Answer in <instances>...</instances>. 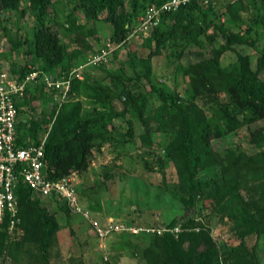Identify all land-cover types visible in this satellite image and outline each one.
I'll use <instances>...</instances> for the list:
<instances>
[{
    "label": "trees",
    "instance_id": "trees-1",
    "mask_svg": "<svg viewBox=\"0 0 264 264\" xmlns=\"http://www.w3.org/2000/svg\"><path fill=\"white\" fill-rule=\"evenodd\" d=\"M72 1L75 5L67 22L59 23L52 17L58 12V3L53 0H0V32L7 35L13 32L8 25L9 14L17 16L19 34L12 40V50L23 54L27 61L13 64V71L21 78L32 70L30 64H38V69L45 74L60 78H68L75 67L80 51L68 49V44L62 42L59 33L53 29V23L65 29L71 42L79 43L82 36L96 34L97 29L92 23L106 13L103 19L113 27L111 40L128 43L137 35L130 36L148 7L168 0ZM246 1L227 0L221 6V0L208 3L192 0L174 11L163 12L148 35L138 33L151 48L149 56L138 57L134 52L127 62L130 73L124 67L107 69V62L89 65L104 68L111 83L98 80L92 85L86 71L83 78L75 74L68 101L61 105L57 115V107L51 114L54 120L46 140L45 157L55 170L52 177L88 170L96 140H100V144L107 141L106 131L94 128L100 121L124 118L133 111L144 126L140 135L144 145L152 146L159 132L170 135L164 154L176 168L178 184L169 191L183 204L185 213L166 226L154 227H166L162 232H113L122 237L121 248L129 245L130 239L146 240L141 255L147 264H261L257 245L250 248L247 238L252 235L258 240L264 238V125L249 130L250 142L260 149L255 154L232 148L221 153L212 146V139L236 132L247 123L264 120V79L260 77L264 71V47L258 48L259 42L264 40V6L261 8V4L253 1L255 5L259 4L253 12ZM29 13L35 18V24L30 28L22 24V19ZM78 15L82 20L86 19L85 22L78 23ZM243 23L247 24L246 29L241 28ZM218 34L225 39L221 48L236 52L237 61L224 66L220 48L215 49L210 58L204 57V52H193L203 58L183 63L184 51L190 45L205 48L214 43ZM235 44H247L261 50L256 68H253L251 54L241 53ZM168 46L170 53L166 57L175 64L177 74L188 80L186 95L160 87L153 79L152 57L164 55ZM144 80L150 83L149 91L142 87ZM133 82L140 92L132 90ZM32 85L38 96H46L43 81ZM32 85L27 88V95L34 91ZM86 86L92 91L89 96L107 109H95L92 115H83V102L73 98L81 95ZM151 98L157 103L147 110V101ZM116 99L124 104L123 110L115 109ZM29 101L26 97L19 101V114ZM40 123L33 117L27 122L20 121L17 125L19 143L26 144L27 138L39 142L43 129ZM129 123L126 134L132 138L135 136L133 123ZM159 159L164 162L162 156ZM16 194L19 200L16 228L23 229L24 233L21 241H11L6 220L0 229V255L8 251L17 260L22 245L31 243L39 247L41 260L50 264L48 251L60 229L59 222L47 212L43 200L34 198L24 183L18 185ZM207 200L211 201L212 215L228 218L234 223L239 244L223 246L212 234L210 224L198 217L195 208L202 201V208L206 209L204 202ZM64 204L63 209L69 214L70 209ZM177 226L181 227L178 233L174 231ZM78 264L86 263L80 261ZM105 264L112 263L106 261Z\"/></svg>",
    "mask_w": 264,
    "mask_h": 264
},
{
    "label": "rangeland",
    "instance_id": "rangeland-1",
    "mask_svg": "<svg viewBox=\"0 0 264 264\" xmlns=\"http://www.w3.org/2000/svg\"><path fill=\"white\" fill-rule=\"evenodd\" d=\"M57 2L56 15L53 16L59 23H66L68 15L74 8L72 0H53ZM227 1V0H226ZM226 1H222L223 6ZM253 1L259 4L255 5ZM248 4L254 10L257 7H263V0H247ZM77 15V14H76ZM106 13L101 15V19L93 22L92 26L97 29L96 34L87 37L82 36L79 43L71 42L70 36L66 31L60 28L58 23H53V29L59 33L62 42L68 44V49L78 48L80 53L76 60L75 67L79 78H83V72L86 71L91 76L90 83L96 84L101 80L107 84L111 79L107 76L104 68H93L87 66L90 55L99 47L105 44H111L112 53L107 62V69L116 70L123 68L128 73L131 72L127 62L134 52L138 57L149 56L151 48L147 47L141 35L136 33L135 37L131 35L130 42H116L111 40L113 27L106 23L103 18ZM10 20L8 25L12 29L9 35L0 32V64L7 70L13 71V64H24L27 58L17 51L12 50V40L19 34L17 25V16L9 14ZM77 22H85L81 16H77ZM225 19V16L222 20ZM24 27H32L35 24V18L32 13L27 14L22 19ZM246 23L241 24V28L246 29ZM240 27L236 28L239 30ZM25 30L22 29V32ZM23 32V33H24ZM150 32V31H149ZM148 32V34H149ZM147 34V35H148ZM225 44L223 35L218 34L213 44L209 43L205 48L198 45H190L184 51L183 63L197 62L203 57L196 56L193 52H204V57H213L215 49H220ZM259 49L264 47V40L259 42ZM234 47L243 54H251L253 68H256L257 58L261 55V50L247 44H235ZM221 62L224 66L237 61L238 56L233 50L222 49ZM164 55H154L152 57L153 79L160 87L170 91H178L183 95L187 93L188 80L178 75L176 67L166 56L170 53L169 46L165 48ZM29 67L38 68V64ZM141 68V66H140ZM264 79V71L260 73ZM134 81V80H133ZM144 91H149L150 83L146 80L142 82ZM133 85V86H132ZM132 90L140 92V89L134 87ZM34 91L29 92L26 99L30 100L29 104L22 107L23 112L20 114V121H30L33 117L42 123V135L50 128L53 123L52 112L57 107V101L52 98L58 94L55 90H44L45 97L38 96L35 85H32ZM129 87V89H130ZM91 89L87 86L82 89L81 95H74V100L83 102V115L94 113V110H102V106L97 104L94 98L89 94ZM224 96V95H223ZM71 99V98H70ZM225 99V97H224ZM198 101H200L198 99ZM148 107L154 108L157 103L154 98L147 101ZM201 103V102H200ZM114 106L117 111L124 108V104L116 99ZM108 107L104 108L107 109ZM103 109V110H104ZM243 116V115H242ZM106 121V120H105ZM100 121L95 125L96 131H106L107 141L100 144L96 140L95 146L89 157L90 167L86 172H76V187L78 190L80 204L84 209L89 210L91 216L96 218L103 226L115 219V222L138 226L158 227L166 226L174 218L181 217L185 213L183 204L170 194V189L178 184V175L176 168L171 160L164 154V148L171 140L170 135L157 133L155 142L152 146H146L140 138L144 132V126L135 112L131 111L124 118L117 117L112 120ZM133 123L134 137L128 136L129 123ZM264 125V120L247 123L242 128L233 133H225L219 139H212V146L219 152H224L228 148L236 151H245L248 154H255L260 149L252 144L249 140V130ZM31 138H27L30 140ZM32 140V139H31ZM162 156V163L159 157ZM43 205L47 212L53 214L59 222L60 229L53 238L49 248L50 264H78L84 261L86 264H105L106 261L112 264H147L141 253L143 247L147 244L144 239H130V244L120 246L124 243L120 234L109 233L105 237L96 234V230L81 213H75L70 210L67 214L63 209L64 202L57 199L43 200ZM206 209L202 208V201L198 203L195 212L199 218L204 219L212 228V234L225 247L235 246L240 243L238 231L234 223L228 218L222 219L218 215L211 214V201L204 202ZM136 223V224H135ZM10 232L11 241H21L24 233L23 229L15 228ZM247 244L251 248L255 244L260 254L261 264H264V238L257 239L256 235L247 238ZM17 253L19 259H14L7 251L0 255V264H45L41 260V252L37 245L24 243Z\"/></svg>",
    "mask_w": 264,
    "mask_h": 264
},
{
    "label": "built area",
    "instance_id": "built-area-1",
    "mask_svg": "<svg viewBox=\"0 0 264 264\" xmlns=\"http://www.w3.org/2000/svg\"><path fill=\"white\" fill-rule=\"evenodd\" d=\"M190 0H169L161 7L151 6L142 17L141 29H148L157 24L162 11H174ZM208 2L209 0H205ZM110 46V44H109ZM112 48H102L90 56V63L97 65L109 60ZM42 80L47 90H56L60 93L59 99L64 100L71 87L70 80L61 81L43 73L38 69L31 70L24 79L4 69H0V226L7 220L8 228L17 227L19 215V200L16 189L24 183L34 198L41 200L59 199L67 204L75 213H81L90 221L96 234L105 237L109 233L129 231L132 233L162 232L166 227L159 229L117 223L114 220L103 226L93 218L90 212L82 207L76 188V172L52 177L53 166L45 157V145L49 132L45 133L39 142L27 140L20 144L17 125L20 122L18 99L25 96L30 82ZM175 232L181 227L174 228Z\"/></svg>",
    "mask_w": 264,
    "mask_h": 264
},
{
    "label": "clouds",
    "instance_id": "clouds-1",
    "mask_svg": "<svg viewBox=\"0 0 264 264\" xmlns=\"http://www.w3.org/2000/svg\"><path fill=\"white\" fill-rule=\"evenodd\" d=\"M169 1V0H168ZM192 0H190L189 2H191ZM205 3H208V2H210V0L208 1V2H206L205 0H203ZM211 1H217V0H211ZM167 2V1H166ZM166 2H164V3H166ZM189 2H187V3H189ZM163 3V4H164ZM187 3H185V4H187ZM163 4H161V5H156V4H154L155 6H157V7H161ZM185 4H182V5H185ZM181 5V6H182ZM151 6H153V5H151ZM150 6V7H151ZM150 7H148V9L150 8ZM148 9L139 17V24L136 26V27H134V29L132 30V32H131V34H130V36L132 35V34H136V33H141V34H144V35H147L148 34V32L150 31V29H152L153 27H155V25H157V24H155V25H153V26H151V27H149L148 29H141L140 27H141V23H142V17L144 16V15H146V12L148 11ZM163 12H166V11H162L161 12V14L163 13ZM161 14H160V18H161ZM159 21H160V19H159ZM104 47H107L108 49H110L112 46H111V44H110V46H109V43H107V44H105L104 46H101V47H99L96 51H93V53H95V52H98V51H100L102 48H104ZM113 50V49H112ZM92 53V54H93ZM112 53V52H111ZM111 53H110V55H111ZM91 56V55H90ZM109 58H110V56H109ZM87 65L89 66V65H94V64H91L90 63V58H89V61H88V63H87ZM98 65V64H97ZM30 68H32V67H30ZM0 69H4V70H6V71H9V70H7V69H5L3 66H1V64H0ZM34 69H38V68H32V70H34ZM38 70H40V69H38ZM41 71V70H40ZM75 71H76V68H72V70H71V72H70V74H69V77L68 78H66V77H64V78H60V77H57V76H52V77H54L55 79H59V80H61V81H65V80H70V83H71V87H70V90H69V92H68V95H67V97L64 99V100H60L59 99V97H60V93L59 92H57L56 90V92L58 93V94H56L55 96H53L52 98H54L56 101H57V106H58V108L60 109V107H61V105L64 103V102H66V101H68V97H69V93L71 92V88H72V78L74 77V75L76 74L77 75V73H75ZM9 72H11V73H13V74H16V75H18L19 76V74H17L16 72H14V71H9ZM43 73H45V72H43ZM27 75V74H26ZM25 75V76H26ZM25 76H24V78H25ZM78 76V75H77ZM79 77V76H78ZM24 78H21L20 76H19V79L20 80H22V79H24ZM40 81H42V80H40ZM37 82H39V79H38V81ZM37 82H30L29 84H28V86H27V88L30 86V85H32L33 83H37ZM45 89L47 90V88H46V85H45ZM53 90V89H52ZM27 92H28V89H27V91H26V94H25V96H23V97H21V98H19L18 99V103H19V101L20 100H22V99H24V97H27L28 95H27ZM58 109V110H59ZM57 113H58V111L56 112V115H57ZM20 115V114H19ZM52 126V125H51ZM51 126H50V128L48 129V130H46V132L45 133H47V132H49L50 131V129H51ZM44 133V134H45ZM43 134V135H44ZM42 135V136H43ZM77 188V187H76ZM78 191V190H77ZM79 200H80V198H79ZM83 207V206H82ZM84 208V207H83ZM87 210V209H86ZM89 211V210H88ZM96 219V218H95ZM114 221H115V219L114 218H112ZM90 222V221H89ZM92 225V224H91ZM2 226H3V224L0 226V229L2 228ZM7 227H8V225H7ZM94 229V228H93ZM8 230L9 231H11L9 228H8Z\"/></svg>",
    "mask_w": 264,
    "mask_h": 264
}]
</instances>
